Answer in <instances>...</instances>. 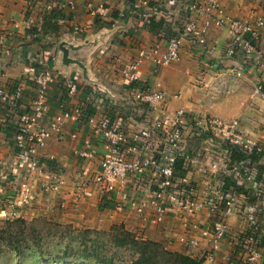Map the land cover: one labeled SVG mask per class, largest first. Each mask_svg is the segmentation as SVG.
Instances as JSON below:
<instances>
[{
	"label": "crops",
	"instance_id": "crops-1",
	"mask_svg": "<svg viewBox=\"0 0 264 264\" xmlns=\"http://www.w3.org/2000/svg\"><path fill=\"white\" fill-rule=\"evenodd\" d=\"M66 0H62L65 2ZM74 7L58 6L55 0H0V82L12 90L13 85L24 79L26 86L18 112L10 114L0 106V164L8 174V180L0 189V219L2 211H8L14 186L19 182L22 165L16 164L18 148L14 145V131L18 129V117L35 100V89L29 81L28 68L36 53H44L53 81L46 89L48 112L38 125L47 126L59 110V103L68 105L92 103L95 116L106 115L111 122L127 125L128 133L143 123V114L128 101V86L122 78L120 63L131 60L140 49L154 45L163 51L166 37L182 17L189 14L200 22L201 17L186 11L184 3L167 10L159 9L161 0H148L154 9L151 22L142 24L133 6L135 0H72ZM229 16L253 22L264 18V0H220ZM103 6L106 14L95 15L93 11ZM54 14H50V12ZM78 27L79 30L75 31ZM225 28L211 27L205 43L199 44L190 36L184 37L180 58L165 66L155 65L149 58L138 67L140 83L148 87L159 83L166 98V111L176 109L198 115L208 120L228 122L238 119L240 129L247 138L264 145V95L255 89L256 77L262 71L264 61L259 55L264 51V27L255 42V53L248 65H244L243 53L230 48ZM66 54L64 55V50ZM208 63V64H207ZM237 67L244 74L237 77ZM77 84L74 95L64 89L66 82ZM178 95V97H174ZM162 104L157 103L152 116L158 115ZM76 133L71 138L70 133ZM155 146V145H154ZM202 146V145H201ZM107 146L101 137L92 135L85 123L67 122L61 133H52L47 143L34 149L41 160L40 171L48 173L54 167L48 156H54L64 173L66 182L56 192L39 190L41 173L32 176L34 199L30 206L18 209L15 217L48 219L87 225L107 230L113 224H123L126 229L150 240L161 241L170 250L195 258L203 264H248L237 254L235 239L247 231L244 219V204L256 202L255 189L264 180V158L255 166L254 179L245 181L238 189L235 206L225 215L227 233L218 242L212 257L210 249V212L204 204L207 184L221 189L224 177L221 169H213L210 161L199 158L193 170L183 174L194 188L196 208L190 215L181 208H169L166 218L153 223L151 209L138 214L130 201L119 202L115 194H108L96 184H88L82 193L74 182V172L84 168L89 172L98 169V162ZM86 150L89 157L81 158L78 152ZM149 176H137L127 183V192L135 200L149 192ZM257 222L264 228V211L258 214ZM264 234V233H263ZM260 257L256 264H264V235ZM195 240L196 244L190 243Z\"/></svg>",
	"mask_w": 264,
	"mask_h": 264
},
{
	"label": "built area",
	"instance_id": "built-area-1",
	"mask_svg": "<svg viewBox=\"0 0 264 264\" xmlns=\"http://www.w3.org/2000/svg\"><path fill=\"white\" fill-rule=\"evenodd\" d=\"M55 1L60 7L64 4L70 9L74 7L72 0ZM179 4L182 5L178 0H161L159 9L163 6L169 11ZM184 7L187 12L191 11L201 17L200 22L196 17L186 14L169 31L163 51L154 45L148 50L140 49L131 60L120 63V74L131 87L128 88V101L143 114V123L131 133H128L127 125L121 122H111L106 115L95 116L91 102L67 105L61 101L59 110L48 125H38L49 110L46 89L55 75L48 67L44 53L33 56L28 73L29 81L35 89V100L27 110L16 114L19 128L14 131V145L18 148L16 164L22 165L23 170L19 173V182L13 184V198L7 205L8 211H2L3 217H15L18 209L31 205L35 194L31 181L36 173H41L38 186L41 191L56 192L65 184L64 173L54 156L46 158L53 162V169L42 173V162L34 149L44 146L52 133H61L67 122H81L89 126L92 135L104 139L107 149L99 159L96 171L89 172L81 168L74 172V182L78 188L83 193L85 186L96 184L102 191L115 194L119 202L130 201L138 214H143L149 208L153 223L162 222L169 208H181L190 215L197 206L191 182L185 175L176 176L177 167L186 174L193 170L199 158H206L213 169H221L224 179H228L227 182L223 181L221 189L209 184L205 186L204 204L210 212V228L203 234L209 235L210 249L206 257H212L219 240L227 233L225 215L235 206L236 187L254 179L255 166L264 158V145L247 138L240 129L238 119L222 122L208 120L183 109L167 112L166 98L160 84L151 87L141 84L138 67L145 58H149L155 67L177 61L184 37H193L197 43L204 44L211 27L226 29L229 47L240 50L245 57L243 64L248 65L255 53L260 29L264 27V18L258 16L251 23L229 16L220 0H188ZM133 8L142 24L151 22L154 9H150L148 0H135ZM93 13L104 15L106 8L100 6ZM78 30L76 27L75 31ZM2 42L3 35L0 33V45ZM259 56L264 60V51ZM260 69L262 71L256 77L255 89L264 95V61ZM233 73L240 77L244 69L237 67ZM25 86V80L21 79L13 85L12 90H7L0 82V106L5 107L10 114L18 112ZM77 87L75 82L68 81L64 89L68 95H74ZM157 103L162 104V107L158 115L153 117L152 112ZM69 136L73 139L76 133H70ZM78 156L87 158L89 152L81 150ZM144 174L149 176L148 195L135 200L127 192V183ZM7 180L8 174L4 165L0 164V189ZM255 196L254 204H244L242 208L248 224L247 231L235 239L237 254L248 264H256L260 257L264 228L257 222V218L264 211V180L258 183ZM190 243L195 245L196 241L191 240Z\"/></svg>",
	"mask_w": 264,
	"mask_h": 264
},
{
	"label": "rangeland",
	"instance_id": "rangeland-1",
	"mask_svg": "<svg viewBox=\"0 0 264 264\" xmlns=\"http://www.w3.org/2000/svg\"><path fill=\"white\" fill-rule=\"evenodd\" d=\"M32 228L42 240L44 256L35 252L37 244L29 233ZM108 230L87 225L74 226L45 217H4L0 219V264H126L132 258V249H112L107 241ZM156 242L165 246L161 241ZM83 244L87 250L84 249L80 256L82 249L79 248ZM66 252L68 255H62Z\"/></svg>",
	"mask_w": 264,
	"mask_h": 264
},
{
	"label": "trees",
	"instance_id": "trees-1",
	"mask_svg": "<svg viewBox=\"0 0 264 264\" xmlns=\"http://www.w3.org/2000/svg\"><path fill=\"white\" fill-rule=\"evenodd\" d=\"M50 14H54V13L51 11ZM235 156L236 155H233V157ZM254 159L257 160V158L255 157ZM259 168L260 170H264V165L259 166ZM182 175H183L182 171L180 170L179 167H177L176 176L181 177ZM224 180L225 182H227L228 179L225 178ZM240 186L236 187L237 193ZM73 230L78 231L76 229ZM29 233L31 238L34 239L35 241L34 243L37 244L35 247L36 248L35 252H37L39 256H44L43 246L41 244L42 241L41 238L40 237L38 238L36 236L35 234L36 232L34 228L30 229ZM106 235L109 246L112 249L123 248V247L132 249L131 251L132 258L126 264H203L202 258H195L178 251H173L166 248L159 242L139 237L135 233L126 230L123 224L111 225ZM15 249H17L16 245H15ZM79 249H82V251L80 250V256H81L82 254L81 252H84V249L87 250V247L86 245L84 246L83 244L82 247ZM62 255H68V253L66 252L63 253Z\"/></svg>",
	"mask_w": 264,
	"mask_h": 264
},
{
	"label": "water",
	"instance_id": "water-1",
	"mask_svg": "<svg viewBox=\"0 0 264 264\" xmlns=\"http://www.w3.org/2000/svg\"><path fill=\"white\" fill-rule=\"evenodd\" d=\"M61 47L63 48V46H61ZM63 50H64V55H65L66 54V49L63 48Z\"/></svg>",
	"mask_w": 264,
	"mask_h": 264
}]
</instances>
